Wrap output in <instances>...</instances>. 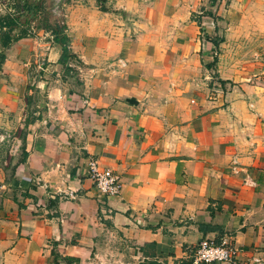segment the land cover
<instances>
[{
	"label": "crops",
	"instance_id": "crops-1",
	"mask_svg": "<svg viewBox=\"0 0 264 264\" xmlns=\"http://www.w3.org/2000/svg\"><path fill=\"white\" fill-rule=\"evenodd\" d=\"M250 11L264 0H65V67L35 15L0 27V264H190L209 237L264 264V107L217 52Z\"/></svg>",
	"mask_w": 264,
	"mask_h": 264
},
{
	"label": "rangeland",
	"instance_id": "rangeland-1",
	"mask_svg": "<svg viewBox=\"0 0 264 264\" xmlns=\"http://www.w3.org/2000/svg\"><path fill=\"white\" fill-rule=\"evenodd\" d=\"M9 1L11 2L9 4L11 5V10L7 16V27L9 31L8 33L13 37V33L19 34V24L16 18V13L19 8L16 5L18 0ZM67 2L68 5H74L75 0H67ZM49 6L50 3L45 2V8L48 9ZM5 8L6 7L2 8V11H6ZM65 10L66 8L63 7V10H61L62 14L65 13ZM49 12L50 11H48L47 16L53 15ZM45 14L46 13L44 12L40 19L46 17L44 16ZM63 20H65L64 17H62L61 25L63 26L64 32H66L67 30ZM49 22L51 21L49 20ZM263 27L264 15L258 11H255V13L250 11L247 15L243 16L242 20L234 24L232 30L224 31L222 37L224 44L219 46V50H217V52L223 56L222 62H219V68L224 76L223 83L228 84V88L236 90V92H249L251 97L260 105V107H264ZM66 39L68 43V35H66ZM72 72V75L76 73L75 70Z\"/></svg>",
	"mask_w": 264,
	"mask_h": 264
},
{
	"label": "built area",
	"instance_id": "built-area-1",
	"mask_svg": "<svg viewBox=\"0 0 264 264\" xmlns=\"http://www.w3.org/2000/svg\"><path fill=\"white\" fill-rule=\"evenodd\" d=\"M85 173L93 187L103 197L120 195V180L112 170L99 167L95 160L90 159ZM235 253L233 248L219 239L204 238L192 250L190 264H237ZM250 260L254 264H263L258 257H252Z\"/></svg>",
	"mask_w": 264,
	"mask_h": 264
},
{
	"label": "trees",
	"instance_id": "trees-1",
	"mask_svg": "<svg viewBox=\"0 0 264 264\" xmlns=\"http://www.w3.org/2000/svg\"><path fill=\"white\" fill-rule=\"evenodd\" d=\"M0 20H1L0 27L8 25L7 16L1 17ZM40 21L43 32L45 34L52 35L53 42L59 45L60 56L58 58V63L64 65L65 67L67 65L69 53L67 50V39H66V34L63 30V26L61 25V23L58 22V19H54L53 22H49V19L47 17H44ZM24 35H25L24 32H20L19 35H17V38ZM12 39L14 40L15 38ZM9 42H10V38L8 37L7 34L5 35L4 40L1 41V46L6 47ZM2 59H3V55L0 54V62L2 61ZM145 264H154V263L147 262Z\"/></svg>",
	"mask_w": 264,
	"mask_h": 264
},
{
	"label": "water",
	"instance_id": "water-1",
	"mask_svg": "<svg viewBox=\"0 0 264 264\" xmlns=\"http://www.w3.org/2000/svg\"><path fill=\"white\" fill-rule=\"evenodd\" d=\"M49 2L50 6L45 8V2ZM65 0H34L30 5V8L26 10L24 13L28 14V18L31 19L33 15H35V22L38 23L41 18V14L46 12V10L50 11L54 16L60 17V7ZM24 1H22V4ZM60 22V19H58Z\"/></svg>",
	"mask_w": 264,
	"mask_h": 264
},
{
	"label": "flooded vegetation",
	"instance_id": "flooded-vegetation-1",
	"mask_svg": "<svg viewBox=\"0 0 264 264\" xmlns=\"http://www.w3.org/2000/svg\"><path fill=\"white\" fill-rule=\"evenodd\" d=\"M22 1H24L23 4H22ZM33 1L34 0H18L16 2V5L18 6L19 10L21 9L22 12L21 13L20 12L17 13L16 17H18L20 19H21V17H22V19L23 18L27 19L28 18V14L24 13V12L29 9V7H30V5L32 4ZM49 17H51V18L53 17L54 19H57L54 15H50V16L48 15V18ZM51 18H49V19H51Z\"/></svg>",
	"mask_w": 264,
	"mask_h": 264
}]
</instances>
